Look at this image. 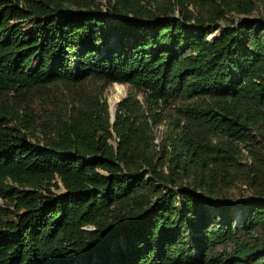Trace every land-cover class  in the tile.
<instances>
[{"label":"trees","instance_id":"1","mask_svg":"<svg viewBox=\"0 0 264 264\" xmlns=\"http://www.w3.org/2000/svg\"><path fill=\"white\" fill-rule=\"evenodd\" d=\"M106 7L0 0V264H264V0Z\"/></svg>","mask_w":264,"mask_h":264},{"label":"rangeland","instance_id":"2","mask_svg":"<svg viewBox=\"0 0 264 264\" xmlns=\"http://www.w3.org/2000/svg\"><path fill=\"white\" fill-rule=\"evenodd\" d=\"M100 4L103 5V9L106 10V3L107 0H98ZM215 33H212L210 35H213ZM131 93H134V90L127 86V85H120V84H111L107 85L104 83H99L98 81H89L86 84L80 86L79 88L74 87H67L65 85L57 86L56 88L52 89V91L49 92H39L32 96V102L35 105V108L40 111H44V102L43 97L47 96V101L50 104L55 103H65L67 102L72 103L73 100L79 98L80 96H86L87 98H107L109 104H110V111L111 115L116 116V108L118 104L125 98H127ZM137 98L139 99V102L143 104L144 109L147 111V113H150V109L147 106V103L145 102V95L142 92L137 93ZM177 105H173V109H175ZM170 114H174L171 110H158V114L156 118V121H159L158 125L155 128L156 133V139L155 143L157 145H161L163 143V139L165 137V133L168 130V126L170 124ZM175 116V114H174ZM151 122L154 123V119L151 118ZM12 126L14 124H11ZM59 188H53V191L57 194H64L66 193V189L63 185V183L59 180ZM241 187V185H239ZM238 187V188H240ZM242 192L248 194V189H246V186L241 187ZM236 194L239 193V189H236L234 191ZM15 207L6 201L0 199V220L3 221H9V220H15L16 216L13 213V210Z\"/></svg>","mask_w":264,"mask_h":264},{"label":"water","instance_id":"3","mask_svg":"<svg viewBox=\"0 0 264 264\" xmlns=\"http://www.w3.org/2000/svg\"><path fill=\"white\" fill-rule=\"evenodd\" d=\"M217 34H219V31H216V32H215V35H217ZM215 35H214V36H215ZM209 38H211V37L209 36ZM114 120H115V115L112 116V121L114 122Z\"/></svg>","mask_w":264,"mask_h":264},{"label":"bare ground","instance_id":"4","mask_svg":"<svg viewBox=\"0 0 264 264\" xmlns=\"http://www.w3.org/2000/svg\"><path fill=\"white\" fill-rule=\"evenodd\" d=\"M215 34H213V35H210V37H213Z\"/></svg>","mask_w":264,"mask_h":264}]
</instances>
